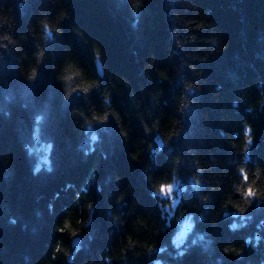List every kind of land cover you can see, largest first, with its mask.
I'll return each instance as SVG.
<instances>
[{"label": "trees", "instance_id": "obj_1", "mask_svg": "<svg viewBox=\"0 0 264 264\" xmlns=\"http://www.w3.org/2000/svg\"><path fill=\"white\" fill-rule=\"evenodd\" d=\"M0 264H264V0H0Z\"/></svg>", "mask_w": 264, "mask_h": 264}, {"label": "snow or ice", "instance_id": "obj_2", "mask_svg": "<svg viewBox=\"0 0 264 264\" xmlns=\"http://www.w3.org/2000/svg\"><path fill=\"white\" fill-rule=\"evenodd\" d=\"M35 75H36V73L35 72H33V74H32V76H33V78L35 77ZM65 79H71V76H68V77H65ZM73 91H76V90H73ZM83 91L84 92H87L88 91V88L87 87H84L83 88ZM71 94V93H70ZM78 94V93H77ZM106 118V117H105ZM91 139L93 140V141H95L96 139H97V137L95 136V135H93L92 137H91ZM249 142H250V139H249ZM242 179L244 180V181H247V179H248V177H247V174L246 173H243L242 172ZM179 186V182L177 181L176 183H175V187H176V190L177 191H180L181 189H180V187H178ZM173 190H174V185L173 184H165V185H161V187H160V189H159V192L158 193H155L156 195H163V196H165V197H170L171 196V194H172V192H173ZM243 195L245 196V197H255L256 196V193L253 191V189L251 188V187H248V189H247V191L245 192V193H243ZM232 227L235 229L236 227H237V225H235V224H233L232 225ZM64 229H60V231H63ZM76 245L78 246L79 245V240H76Z\"/></svg>", "mask_w": 264, "mask_h": 264}, {"label": "rangeland", "instance_id": "obj_3", "mask_svg": "<svg viewBox=\"0 0 264 264\" xmlns=\"http://www.w3.org/2000/svg\"><path fill=\"white\" fill-rule=\"evenodd\" d=\"M45 148V151L48 149V147H44ZM44 155V157H46V154H43ZM175 183L176 182H174V183H171V184H173L174 185V190H173V192H172V194H171V199L173 200V202L174 201H176V197L174 196L175 195V193H177L178 191L176 190V187H175ZM178 187H180V189H182V185L179 183V186ZM180 192V191H179ZM160 196H163V195H160ZM174 205H175V203L173 204V207H174ZM192 220L190 219V218H184L180 223H179V228H178V230H177V233H176V235H175V241H177V242H182L183 240H184V238H185V236H186V234L188 233V231L191 229V227H192Z\"/></svg>", "mask_w": 264, "mask_h": 264}, {"label": "water", "instance_id": "obj_4", "mask_svg": "<svg viewBox=\"0 0 264 264\" xmlns=\"http://www.w3.org/2000/svg\"><path fill=\"white\" fill-rule=\"evenodd\" d=\"M97 66H98V70H99V72L102 74V73H103V66H102V63H101L100 60L97 61ZM76 240H79V239L75 238L74 241H73L74 244H76V243H75Z\"/></svg>", "mask_w": 264, "mask_h": 264}, {"label": "bare ground", "instance_id": "obj_5", "mask_svg": "<svg viewBox=\"0 0 264 264\" xmlns=\"http://www.w3.org/2000/svg\"><path fill=\"white\" fill-rule=\"evenodd\" d=\"M178 228H179V227H178ZM184 240H185V238H184ZM184 240H183V241H184ZM175 242H176L177 244H179L177 241H175Z\"/></svg>", "mask_w": 264, "mask_h": 264}]
</instances>
